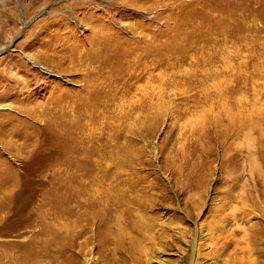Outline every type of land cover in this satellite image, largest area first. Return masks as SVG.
<instances>
[{"label":"rangeland","instance_id":"1","mask_svg":"<svg viewBox=\"0 0 264 264\" xmlns=\"http://www.w3.org/2000/svg\"><path fill=\"white\" fill-rule=\"evenodd\" d=\"M72 259L264 264V0H0V264Z\"/></svg>","mask_w":264,"mask_h":264},{"label":"bare ground","instance_id":"2","mask_svg":"<svg viewBox=\"0 0 264 264\" xmlns=\"http://www.w3.org/2000/svg\"><path fill=\"white\" fill-rule=\"evenodd\" d=\"M235 89L236 88H234V87H232V89H231V91H235ZM239 89V88H238ZM239 101V100H238ZM230 107V106H229ZM235 107V106H234ZM241 107V106H240ZM225 108V107H224ZM231 108V107H230ZM226 109V108H225ZM239 110V109H238ZM229 111H231V110H229ZM229 111H226V112H229ZM241 113V112H240ZM234 114H236V113H234ZM237 114H239V113H237ZM229 114H227V116H228ZM230 115H232V112H231V114ZM236 116V115H235ZM236 118V117H235ZM239 118V117H238ZM234 119V118H233ZM240 119H241V117H240ZM245 120V119H244ZM239 122V124H240V122L241 121H238ZM219 123V122H218ZM220 124V123H219ZM237 124V123H236ZM228 129V128H227ZM231 129V128H230ZM233 129V128H232ZM229 130V129H228ZM224 131V130H223ZM240 131H242V130H240ZM230 132V131H229ZM228 131L227 132H225L224 134H225V136L226 135H228V133H229ZM233 132H235L234 130L232 131V133H230V135H232V136H236ZM236 133V132H235ZM218 135H220L219 133H218ZM239 135V134H238ZM224 136V135H223ZM212 140V139H211ZM81 153V152H80ZM120 162V161H119ZM101 165V164H100ZM115 166V165H114ZM119 167V166H118ZM76 257V256H75ZM75 260H76V258H74ZM74 260L72 259L71 260V262H73ZM69 264V263H68ZM70 264H72V263H70ZM73 264H74V262H73Z\"/></svg>","mask_w":264,"mask_h":264}]
</instances>
